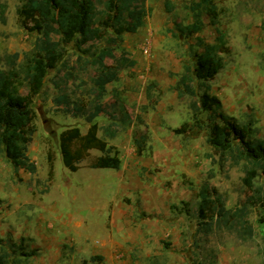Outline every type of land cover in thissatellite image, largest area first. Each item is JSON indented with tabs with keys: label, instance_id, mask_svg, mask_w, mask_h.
<instances>
[{
	"label": "rangeland",
	"instance_id": "1",
	"mask_svg": "<svg viewBox=\"0 0 264 264\" xmlns=\"http://www.w3.org/2000/svg\"><path fill=\"white\" fill-rule=\"evenodd\" d=\"M95 1L97 7L103 9L106 0ZM194 1L175 0V6L179 10L169 14L163 11L162 7L159 8L158 1L146 0L150 13L146 17L145 26L136 33L124 34L120 44L115 47L116 54L127 55L143 65L149 62L152 72L159 62L170 61L171 56L174 59L186 55L191 58L193 51H202L199 39L206 45L223 42L229 52L224 55L226 67L219 73L220 81H217L224 84L227 92L236 91L238 109L243 105L242 108L248 107L250 111L245 110L247 114L242 110L243 113L240 112L239 115L231 113L228 107L222 111L234 118L239 117L238 122L242 125L251 124L254 127L255 124L251 138L264 140V0H213L217 16L209 10H204V26L199 34L189 38H181L179 34L175 36L176 25L193 22L194 17L189 7ZM21 3L22 0H0V70L15 69L19 75L18 90L27 94L29 85L26 72L34 58L38 34L21 26L17 13ZM3 17L5 22L1 20ZM148 42H151L150 55L143 52ZM101 45L105 46L104 43ZM65 49L63 60L57 69L49 72L43 90L35 97L33 103L36 132L29 145L28 155L35 160L38 177L42 181L37 190L41 192L42 188H48L50 191L42 197L40 205L33 208L24 207L15 216L18 218V224H23L22 227L31 229L40 223L46 234L64 241L76 236L67 228L65 221L82 220L89 227L95 223L102 224L108 220L111 206L121 194V182L116 169H92L88 166V160H85L76 172L64 166L59 148L61 133L67 128L79 127L82 133L86 134L92 123L88 121L87 116L74 117L63 112L70 103L68 100L60 101L59 97L68 95L71 104L82 100L89 111L94 100L92 78L97 75L94 66L89 64L90 58L78 52L74 44L66 46ZM160 69L167 71L165 66ZM124 72L128 73L130 69ZM68 73L73 74L69 80L65 77ZM145 73L146 71L143 74ZM55 83H58L57 87ZM207 85L215 86L216 80L208 82ZM113 95L112 85H109L104 103H114ZM192 100L194 99L188 97L186 103ZM129 108L127 107L128 111ZM117 116L119 117L120 113ZM169 116L173 119L171 126L175 129L192 120L191 112L186 108L164 115L163 119H168ZM109 121L106 115L97 119L100 127L107 125ZM167 126L162 125L164 131H161L159 136L166 137L171 134ZM187 135L175 136L189 141ZM99 136L104 138L102 132ZM48 148H52L55 153L52 180H49ZM159 149H162L160 142L154 141L148 152ZM181 151L179 154H184V149ZM91 154L97 156L99 152L92 151ZM216 156L212 157L213 165L208 173L209 183L218 190L228 209L243 207L249 198L256 196L243 184L244 162L236 165L229 159L221 165L219 156ZM172 160L169 170H173L176 165L174 158ZM144 182L149 183V180ZM5 184L10 186V180L9 184L0 181V198H5L8 202L12 200L13 204L17 203V195L13 190L4 192L1 188ZM19 184L23 191L34 186L33 183L25 181ZM256 186L264 189V176L256 180ZM39 195L42 196V193ZM262 209L263 204L260 203L256 207L250 206L245 219L252 227L251 235L241 226L227 229L213 222L212 230L209 233L203 232L205 235L200 236L197 242L203 260L207 259L208 264H264V229L258 223L263 214ZM207 216L206 221H211L209 218L213 216L212 213ZM95 240V237L91 239L90 244L94 245Z\"/></svg>",
	"mask_w": 264,
	"mask_h": 264
},
{
	"label": "crops",
	"instance_id": "2",
	"mask_svg": "<svg viewBox=\"0 0 264 264\" xmlns=\"http://www.w3.org/2000/svg\"><path fill=\"white\" fill-rule=\"evenodd\" d=\"M153 1H158L159 8L166 13L179 10L175 0H169L171 11L166 8V0ZM200 2L195 0L189 7L193 17L197 11L192 8ZM213 15L217 16L215 7ZM193 23L194 20L185 25ZM176 28L177 34H174L178 35ZM169 60L159 62L158 69L155 67L152 72L149 62L143 65L135 60L136 65L130 72H122L119 80L110 84L112 91L128 108L130 106L131 122L116 138H106L120 155L121 166L116 170L121 194L113 202L104 223L89 227L82 220L65 221L67 228L76 235L66 241L46 234L40 223L31 229L22 227L15 217L18 211L40 205L42 197L50 190H37L42 184L37 170L35 173L24 169L16 171L4 156L0 157V181L9 184L10 180L11 183L1 188L4 192L13 190L18 199L13 204L12 200L0 198V264H208L197 243L200 236L205 235L200 230L202 220L198 218V208L202 186L209 182L208 173L217 156L207 142L208 113L200 116L203 128H195L198 134L187 135L189 141L175 136L171 116L163 119L164 115L180 108L188 109L192 119L190 102L186 103L188 96L180 98L178 82L184 66L193 58L186 55L174 59L171 56ZM164 66L167 71L160 69ZM218 75L212 80H216V85L210 87V93L220 99L222 109L228 107L231 113L238 115L243 113L242 110L249 112L250 109L242 108L243 105L238 109L236 91L227 92ZM262 110L263 113V107ZM188 123L192 125L193 119ZM163 124L168 125L169 136H159L164 131ZM255 127L254 124L252 128ZM145 133L148 137L142 142ZM154 141L160 142L162 149L149 153L148 148ZM139 143L143 145L141 151ZM182 149L184 154H179ZM173 158L176 165L169 170ZM31 160L35 163L33 158ZM147 179L149 183L144 182ZM24 181L34 186L23 191L19 182ZM27 195L29 197H25ZM94 237L96 240L92 245L90 241Z\"/></svg>",
	"mask_w": 264,
	"mask_h": 264
},
{
	"label": "trees",
	"instance_id": "3",
	"mask_svg": "<svg viewBox=\"0 0 264 264\" xmlns=\"http://www.w3.org/2000/svg\"><path fill=\"white\" fill-rule=\"evenodd\" d=\"M166 8L168 11L172 9L169 0H166ZM192 10L197 11L193 24L176 25L179 36L184 38L202 31L203 11L209 10L213 14L214 2L201 0ZM17 13L21 26L36 32L38 39L33 61L26 72L29 85L27 94L18 90L19 75L15 69L0 70V157L4 156L16 171L24 169L36 172V164L28 155L29 145L36 132L34 99L43 90L49 72L57 69L63 60L65 47L74 44L78 52L90 58L89 64L94 66L97 75L92 78L94 100L89 111L82 100L71 104L68 95L59 97L60 101L68 100L70 103L63 112L74 117L87 116L92 123L86 134L79 127H70L61 133L59 148L64 166L76 172L88 160V166L92 169H119V152L109 145L106 138H116L131 120L125 101L115 91H112L114 103L107 105L104 100L108 86L117 82L122 72L136 65L131 57L117 55L115 47L120 44L124 34L136 33L145 26L149 14L146 0H106L103 9L97 7L95 0H22ZM1 20L5 22L4 17ZM199 43L202 51L191 53L193 61L184 66L178 82L180 98L188 96L194 99L189 105L193 124L186 123L175 133L196 136L198 131L195 128H203L200 116L208 113V144L219 156L221 165L229 159L236 165L244 162L243 184L256 194L243 207L228 209L218 190L211 183H204L198 208V218L202 220L200 230L209 233L213 222H216L219 227L227 229L241 226L251 235L252 227L245 219L250 206L263 204V214L258 223L264 229V189L256 186V180L264 176V140L252 139L251 124L242 125L236 118L224 113L220 99L210 93L207 83L226 67L224 55L229 52L226 45L223 42L206 45L200 39ZM109 60L111 63H108ZM65 77L69 80L73 74L68 73ZM101 115H106L110 122L100 127L95 120ZM100 132L104 138L99 136ZM147 137L145 133L142 142ZM139 148L140 151L143 149L142 143H139ZM92 151L100 155L93 156ZM47 160L49 180H52L55 160L52 148L47 149ZM208 213L213 215L209 218L211 221H206Z\"/></svg>",
	"mask_w": 264,
	"mask_h": 264
},
{
	"label": "built area",
	"instance_id": "4",
	"mask_svg": "<svg viewBox=\"0 0 264 264\" xmlns=\"http://www.w3.org/2000/svg\"><path fill=\"white\" fill-rule=\"evenodd\" d=\"M143 52L146 55H150L151 54V42H148V44L143 48Z\"/></svg>",
	"mask_w": 264,
	"mask_h": 264
}]
</instances>
